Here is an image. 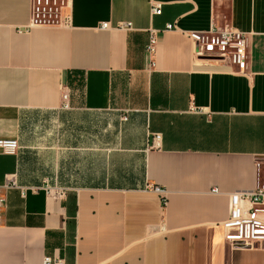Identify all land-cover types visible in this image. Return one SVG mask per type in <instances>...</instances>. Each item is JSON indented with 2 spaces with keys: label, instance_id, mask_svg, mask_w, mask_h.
<instances>
[{
  "label": "crops",
  "instance_id": "0c3cea01",
  "mask_svg": "<svg viewBox=\"0 0 264 264\" xmlns=\"http://www.w3.org/2000/svg\"><path fill=\"white\" fill-rule=\"evenodd\" d=\"M55 5L39 24L35 0H0V139L19 145L0 152V264H264L223 227L264 163V0ZM225 26L244 71L195 55L192 33Z\"/></svg>",
  "mask_w": 264,
  "mask_h": 264
},
{
  "label": "built area",
  "instance_id": "2783aa9c",
  "mask_svg": "<svg viewBox=\"0 0 264 264\" xmlns=\"http://www.w3.org/2000/svg\"><path fill=\"white\" fill-rule=\"evenodd\" d=\"M35 1L34 21L41 24L43 22L37 19L36 12L39 10L37 5H40L42 0ZM44 1L45 3H49L51 0ZM152 14L160 15L161 7L154 6ZM120 27L126 29L131 26L128 23H124ZM173 28L172 25L167 26V30H172ZM158 34L157 30H151L149 42L146 46V54L150 65H154L153 58L157 50ZM190 37L197 45L195 51L197 57L221 61L238 68L240 71L247 69L248 48L244 34L234 31L229 26H225L222 29H211L207 33H192ZM18 149L19 145L16 140L0 139V152L3 154L15 155ZM257 168L259 174L256 188L251 191L236 192L230 196L229 217L223 223V227L226 232L227 241L234 247L257 248L264 243V221L258 217V211L264 205V163L259 161ZM17 187V182L13 178L7 180L1 188L10 190ZM151 190L161 195L165 193L159 187H154ZM49 192L52 191L50 190ZM213 192L218 193L217 190H213ZM4 202L5 199L0 196V209L4 205ZM43 264H65V261L59 257L47 256Z\"/></svg>",
  "mask_w": 264,
  "mask_h": 264
},
{
  "label": "rangeland",
  "instance_id": "374dc122",
  "mask_svg": "<svg viewBox=\"0 0 264 264\" xmlns=\"http://www.w3.org/2000/svg\"><path fill=\"white\" fill-rule=\"evenodd\" d=\"M57 5H55V0L49 1V3H45L44 0H42V3L40 5H37V8L39 9L37 14V19L40 22H56V9Z\"/></svg>",
  "mask_w": 264,
  "mask_h": 264
}]
</instances>
